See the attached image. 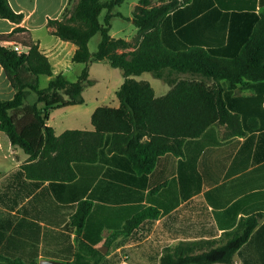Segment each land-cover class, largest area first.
<instances>
[{
    "label": "crops",
    "instance_id": "obj_1",
    "mask_svg": "<svg viewBox=\"0 0 264 264\" xmlns=\"http://www.w3.org/2000/svg\"><path fill=\"white\" fill-rule=\"evenodd\" d=\"M8 1L23 19L15 23L0 18V39L26 52L37 45L54 75L68 79L77 64L72 61L77 47L53 34L48 22L61 19L76 0ZM170 1L149 0L148 8ZM175 1L178 6L160 26L163 43L175 52L200 47L226 57L238 55L264 15V0ZM135 36L125 40L134 43ZM94 64H89L94 84L84 89V103L50 112L47 125L56 136L94 131L91 117L98 107H119L116 92L124 82L122 72L110 66L113 69L98 78L92 74ZM84 67L74 74L78 77ZM41 78L47 87L51 77ZM134 78L148 81L157 97L171 89L163 80L165 87L160 88L145 73ZM14 96L11 80L0 65V100ZM224 98L230 111L240 116L243 134L230 135L225 125H213L202 136L186 140L182 156H161L147 175L133 172L124 157L108 153L94 162L70 161L68 166L53 157L30 160L0 130V264H11L9 260L71 264L77 254L93 259L97 251L104 255L103 263L110 264L115 253L127 249L133 257L128 264H160L169 247L191 245L193 253H199L209 244L226 242L225 234L252 216L258 223L230 264H264V82L233 90L225 87ZM27 99L24 106L35 101L31 93ZM57 164H63L68 174L71 169L75 177L69 181L45 178L57 173ZM82 201L92 206L86 225L77 233L71 218ZM142 212L151 216L122 234L127 222Z\"/></svg>",
    "mask_w": 264,
    "mask_h": 264
},
{
    "label": "trees",
    "instance_id": "obj_2",
    "mask_svg": "<svg viewBox=\"0 0 264 264\" xmlns=\"http://www.w3.org/2000/svg\"><path fill=\"white\" fill-rule=\"evenodd\" d=\"M123 2L76 0L71 8H66L61 19L49 20L48 28L53 34L76 45L72 61L85 65L76 81L68 80L63 74L54 75L52 64L37 45L19 54L2 45L0 39V65L15 89L13 99L0 100V130L30 160L53 157L57 163L68 166L70 161L94 162L108 153L124 157L133 172L147 175L161 156H182L185 141L202 136L213 125H225L230 135L243 134L240 116L228 108L224 91L225 87L233 90L251 82H264V15L241 53L226 57L217 50L200 47L175 52L163 43L160 26L178 6L175 0L152 8H148L149 0H140L133 13L137 41L112 37L111 20L122 17L113 11ZM103 11L106 14L101 22ZM0 18L20 23L23 15L16 13L8 0H0ZM97 34L101 40L92 54L88 43ZM100 61H107L123 74L124 82L116 92L119 107H98L91 117L94 131H66L56 136L54 129L47 125L50 112L84 103V89L94 84L89 78V64ZM144 73L166 82L170 91L157 97L148 81L134 78ZM41 76L51 77L45 88L40 86ZM30 93L35 94V101L24 106ZM62 165H56L54 176L45 178L72 180L75 175L71 169L68 174ZM24 168L31 177L28 166ZM91 206V202L82 201L71 218L77 233L86 225ZM147 216L151 214L142 212L128 221L122 234L132 232ZM257 223L256 216L242 220L236 229L225 234L226 242L209 244L199 253H193L191 245L169 247L163 252L160 264H230ZM103 257L99 251L93 259L77 254L71 264H105ZM9 262L38 264L36 261Z\"/></svg>",
    "mask_w": 264,
    "mask_h": 264
},
{
    "label": "rangeland",
    "instance_id": "obj_3",
    "mask_svg": "<svg viewBox=\"0 0 264 264\" xmlns=\"http://www.w3.org/2000/svg\"><path fill=\"white\" fill-rule=\"evenodd\" d=\"M140 0H124L123 4L119 7H116L113 11L114 14L120 13L121 16H115L111 20V30L110 34H112L116 38H135V34H137V28L135 27L134 23L132 22V16L134 12V4L139 3ZM106 14V11H103L102 14L100 15V21L103 22L104 16ZM101 40V36L99 34L95 35L94 37L91 38V40L88 43V48L89 51L93 54L97 51L98 49V44ZM93 69L95 68L96 73H92L93 76H96L98 78H101L100 76L104 75V71H109L112 70L110 66H106L104 64L105 62H94ZM80 67H82V64L77 63L75 65V70L77 71ZM118 69V68H117ZM74 71L69 72L68 79L70 81H75L77 80V75L74 74ZM116 71H120L119 69ZM121 73V72H119ZM145 77L148 78L149 80H152L154 83H159L160 88L165 87V83L162 80H158L154 78L150 73H145ZM41 86L45 87L46 81L45 78H41ZM32 97H35L34 93H31ZM31 98H28L27 101L30 102ZM127 256L128 259L130 258V263L133 262V257H132V252L127 249V251H121V254L115 253L113 257L110 259V264H117V262L121 261L123 257Z\"/></svg>",
    "mask_w": 264,
    "mask_h": 264
},
{
    "label": "built area",
    "instance_id": "obj_4",
    "mask_svg": "<svg viewBox=\"0 0 264 264\" xmlns=\"http://www.w3.org/2000/svg\"><path fill=\"white\" fill-rule=\"evenodd\" d=\"M7 46L10 47L11 49H13L14 51H16L19 54L27 53L25 51V48L20 46V45L7 44ZM127 259H128L127 256L123 257L118 264H128Z\"/></svg>",
    "mask_w": 264,
    "mask_h": 264
},
{
    "label": "water",
    "instance_id": "obj_5",
    "mask_svg": "<svg viewBox=\"0 0 264 264\" xmlns=\"http://www.w3.org/2000/svg\"><path fill=\"white\" fill-rule=\"evenodd\" d=\"M39 264H69V263L54 261V260H42L40 261Z\"/></svg>",
    "mask_w": 264,
    "mask_h": 264
}]
</instances>
